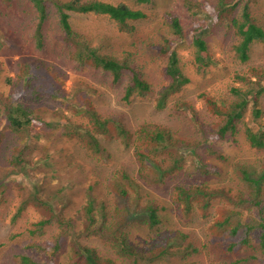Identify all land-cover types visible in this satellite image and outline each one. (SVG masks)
Segmentation results:
<instances>
[{"label": "trees", "instance_id": "16d2710c", "mask_svg": "<svg viewBox=\"0 0 264 264\" xmlns=\"http://www.w3.org/2000/svg\"><path fill=\"white\" fill-rule=\"evenodd\" d=\"M134 1L142 5L151 2ZM30 2L37 14L35 45L43 47L44 26L49 19L54 18L61 30V41L71 46L72 59L79 64H87L108 72L113 83H123L122 98L125 101H129L132 96L150 95L153 96L154 107L162 110L166 108L169 99L189 82L178 62L174 48L176 41H185L194 48L197 63L203 64L210 59L207 43L201 35L203 24L191 27L192 35H188L189 28L180 16L175 12H167L165 19L173 37L170 39L165 36L164 43L157 45V54L167 55V61L161 70L163 83L154 89L142 66L137 64L133 52L127 49L120 53L103 52L94 38H88L76 31L71 22L73 13L104 15L113 20L121 31L132 33L135 30L132 22L147 17L143 8L107 0ZM241 3V0H185V7L189 15L195 17L207 5L214 9L220 19L228 22L237 36L231 47L237 60L244 63L249 59L251 45L256 41L264 42V28L256 23L248 3L244 2L239 15H234ZM154 47L153 45L152 48ZM43 70L39 62H21L15 79L8 80L12 82L10 92L7 95L0 94V144L7 134L15 138L12 146L4 149L3 158L8 165L25 167L31 159L34 147L27 139L37 134L34 120L41 118L36 114L37 108L27 103V100L38 99L48 93L56 99L64 96L63 92L55 88L54 83L33 84L34 80L40 78ZM261 80H264V68L259 70L251 67L244 72L236 71L229 88L233 100L225 102L217 99L221 94L215 97L205 95L203 100L212 115L211 119L221 117L224 123L217 132L211 126H201L200 132L204 140L194 138V146L204 143L208 138L221 140L227 132H235L236 122L243 118L249 101L252 100L257 105L259 95L264 92ZM79 99L81 106L74 108L73 113L82 120H60L58 124L62 131L58 135L77 138L86 147L88 154L96 155L94 159H99L97 155H102L101 152L105 151L100 141L103 136H107V139H120L129 150L128 159L108 173H91L85 186V202L74 215L80 214L79 217L83 219L77 225L73 221L74 216L63 214L64 208L71 204L63 195L64 186L58 182L56 186L50 187L53 177H61L60 171L71 168V164L65 161L64 156L54 158L50 154H44L39 168L45 179L49 178V182L44 179L42 184L36 186L33 201L24 196L20 197L12 216L15 220L29 205L36 207L40 214L30 222L25 232L23 229L16 234L21 237V242L14 251V264H55L56 251L68 239V233L73 235L69 241L72 249L70 264H156L158 260L174 256L182 260L181 264H197L196 255L202 250L218 256L211 260V264H264L263 197L240 195L233 198L223 193V188L210 187L204 178L193 186L178 185L174 198L178 207L177 217L190 218L201 213L205 219V227L199 236L190 235L179 226L165 227L163 224H167L168 220L162 211L168 208H162L157 200L147 196L142 184L145 177L150 176V171L154 172V178L158 181L181 171L185 156L174 151V148L183 150L190 143L177 138L168 125L153 120H142L133 129L122 112L118 114L100 111L86 92L79 93ZM181 104L183 103L177 101L169 109L177 113L183 110L187 115L193 112V107L185 106L183 109ZM254 113L259 116L260 110L254 109ZM47 126L49 127L48 123ZM246 139L251 146H264L263 132L247 129ZM105 155L109 158V151ZM165 158L169 160L165 161ZM78 167L83 166L80 163ZM199 167L201 175L216 171L215 166L207 163L201 162ZM244 175L248 177L247 173ZM261 179L263 178L251 179L256 184L258 194ZM57 199L65 202L64 208L59 211L54 203ZM221 199L223 203L230 204H224L219 212L217 208ZM134 205L139 209L131 211ZM134 225L146 228V234L137 239L133 237L131 228ZM83 235L85 240L81 238ZM98 238L107 243L110 251H105L89 241Z\"/></svg>", "mask_w": 264, "mask_h": 264}, {"label": "rangeland", "instance_id": "374dc122", "mask_svg": "<svg viewBox=\"0 0 264 264\" xmlns=\"http://www.w3.org/2000/svg\"><path fill=\"white\" fill-rule=\"evenodd\" d=\"M107 1L124 2L135 8L141 7L147 13V17L133 21L135 30L129 33L121 31L107 16L73 13L71 22L74 29L88 38H94L103 52L120 53L126 49L133 52L137 64L142 66L154 89L163 83L161 70L167 61V55L157 54V45L164 43L165 36L170 39L173 37L165 19L167 12H175L180 16L189 28L188 35H192L191 27L203 24L201 35L207 43L210 59L203 64L197 63L194 48L185 41H176L174 48L178 62L189 82L169 99L166 108L157 110L154 107L153 96H132L129 101H125L122 98L123 83H113L108 72L74 61L71 46L61 41L59 37L61 30L54 18L49 19L44 26L43 47H37L34 43L37 14L30 0H0V94L7 95L10 92L11 81L15 79L17 67L23 61L39 62L44 69L40 78L34 80L33 84L54 83L55 88L64 93V96L57 99L48 93L38 99L27 100V103L37 108L36 114L41 118L34 120L37 134L27 139L34 147L27 166L8 165L3 158L4 149L12 146L15 140L11 134H7L0 144V264H14V251L21 242V237L16 234L23 229L25 232L30 222L40 216L38 209L29 205L15 220L12 218L20 197L24 196L33 201L36 186L45 180L49 182V178L45 179L39 168L44 154H50L54 158L64 156L65 161L71 164V168L67 167L60 171L61 177L54 176L50 181L51 188L58 182L64 186L63 195L71 204L64 208L66 201L61 197L60 199L65 202L57 199L54 203L58 211L64 208L63 214L69 216H74L78 207L85 202V186L90 180L91 173L94 171L97 174L108 173L128 159L129 150L120 139H107V136H103L100 141L105 151L101 152L102 155H97L99 159H94L96 155L88 154L80 140L58 135L62 131L61 125L58 124L60 120L66 118L73 121L82 120L73 113L74 108L81 106L79 93L82 92L87 93L100 111L118 114L122 112L126 122L133 129L137 128L142 120H153L168 125L177 138L190 143L185 145L183 150L174 148V151L185 156V164L181 171L158 181L154 178V172L147 170L150 176L142 178L145 194L157 200L162 208H168L162 211L168 220L167 224H163L165 227L179 226L190 235L196 236L201 235L205 227V219L201 213L190 218L177 217L178 207L174 198L178 185L193 186L204 178L210 187L223 188V193L233 198L240 195L248 197L259 195L264 198V146H251L246 139L247 129L264 133V92L259 95L257 105L252 100L249 101L243 118L236 122L235 132H227L221 140L208 138L196 146L193 143L194 138L204 140L200 132L201 126H211L214 132H217L219 126L224 123L221 117L211 119L212 115L205 105L204 96L215 97L221 94L217 99L225 102L233 100L234 97L229 91L233 83V74L236 71L244 72L251 67L259 70L264 68V42H254L249 50L248 61L241 63L231 47L237 38L233 28L207 5L199 15L192 17L185 7V0H151L149 4L144 5L137 4L134 0ZM241 1L249 4L256 23L264 28V0ZM243 3L236 8L234 15H239ZM261 82L264 84V80ZM177 101L183 103L181 104L183 109L185 106L193 107L194 109H191L193 112L189 111L190 115H187L183 110L179 113L171 111L170 106ZM254 109L260 110L259 116L255 115ZM107 151L110 153L109 158L105 155ZM166 160L169 159L165 158ZM201 162L215 166L216 171L208 175L199 174L202 173L199 167ZM80 163L83 166L81 168L78 167ZM244 173H247L248 177H245ZM261 177L263 179L258 194L256 184L251 179ZM224 204L230 203H223L221 199L217 208L219 212ZM137 208L139 209L134 205L130 210ZM79 216L80 214L73 218L77 225L83 222ZM131 234L137 239L140 235L146 234V228L134 225ZM68 235V239L62 241L61 247L56 251L55 264H70L72 249L69 241L73 235L69 233ZM81 238L85 240V235ZM89 241L105 251H110L102 238ZM217 258L218 256L202 250L195 259L197 264H211V260ZM181 263L182 260L176 256L156 262V264Z\"/></svg>", "mask_w": 264, "mask_h": 264}]
</instances>
